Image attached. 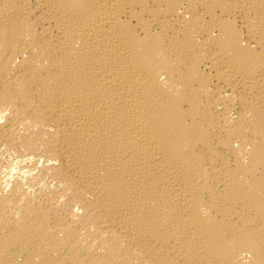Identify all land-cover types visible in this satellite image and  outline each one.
<instances>
[{"label":"bare ground","instance_id":"6f19581e","mask_svg":"<svg viewBox=\"0 0 264 264\" xmlns=\"http://www.w3.org/2000/svg\"><path fill=\"white\" fill-rule=\"evenodd\" d=\"M0 264H264V0H0Z\"/></svg>","mask_w":264,"mask_h":264}]
</instances>
